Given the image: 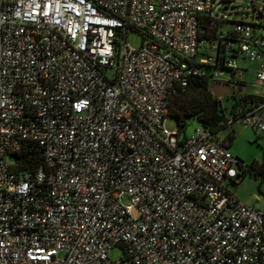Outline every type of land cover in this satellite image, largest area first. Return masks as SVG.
<instances>
[{
    "label": "built area",
    "instance_id": "built-area-1",
    "mask_svg": "<svg viewBox=\"0 0 264 264\" xmlns=\"http://www.w3.org/2000/svg\"><path fill=\"white\" fill-rule=\"evenodd\" d=\"M212 1L0 0V264H264L222 131L164 124L204 78L251 97L227 126L264 131L237 62L264 87V23Z\"/></svg>",
    "mask_w": 264,
    "mask_h": 264
},
{
    "label": "rangeland",
    "instance_id": "rangeland-1",
    "mask_svg": "<svg viewBox=\"0 0 264 264\" xmlns=\"http://www.w3.org/2000/svg\"><path fill=\"white\" fill-rule=\"evenodd\" d=\"M213 9L218 15L224 16L228 20H244L248 22H262L264 23V0H213ZM127 42L134 48L140 47L142 43V35L139 32L133 31L127 35ZM238 64L248 67L244 75L243 86L239 87V91L252 93L256 95L264 94V87L256 84L255 74L253 69L255 67L251 62L242 58L238 59ZM235 90L237 87H233ZM231 94L221 99L222 103L231 107L234 104V99ZM165 127L169 131H178L179 136H191L196 130L202 128L201 122L195 117L190 116L186 118L185 127H180L177 123L175 116L168 115L164 121ZM234 139L232 141L231 150L236 152L237 155L246 162L247 167L253 158H262L264 153V131L259 133L255 132L250 126H244L238 123L233 125ZM228 129L221 132V137L224 138ZM260 175L253 171H246L242 178H238V184L235 189L236 195L248 205L254 206L257 209H264V180H260ZM261 181V182H260ZM121 202L125 206L131 205L130 198L123 194ZM138 209L132 207L131 215L138 216ZM123 256V250L119 246H115L109 251V257L112 260H118Z\"/></svg>",
    "mask_w": 264,
    "mask_h": 264
},
{
    "label": "trees",
    "instance_id": "trees-1",
    "mask_svg": "<svg viewBox=\"0 0 264 264\" xmlns=\"http://www.w3.org/2000/svg\"><path fill=\"white\" fill-rule=\"evenodd\" d=\"M251 97H241L228 108L222 100L213 94L206 79L192 80L189 86L175 98L169 115L175 116L180 127H185L186 118L195 116L203 127L213 131H223L230 129L225 121L230 115L236 116L241 113ZM227 137L233 138V131L228 132ZM241 166V165H240ZM242 178L246 171H253L260 175V180H264V154L261 160H253L245 166H241ZM238 182H236L237 184Z\"/></svg>",
    "mask_w": 264,
    "mask_h": 264
},
{
    "label": "crops",
    "instance_id": "crops-1",
    "mask_svg": "<svg viewBox=\"0 0 264 264\" xmlns=\"http://www.w3.org/2000/svg\"><path fill=\"white\" fill-rule=\"evenodd\" d=\"M238 124H240V123H238ZM241 125H244V124H241ZM244 126H247V125H244ZM230 131H233V135H234V127L232 126L230 129H228V132H230ZM228 132H227V134H228ZM227 134H226V136L224 137V139L226 140V142H227V145H228V148H229V150L239 159V164L237 165V170H238V172H239V174L242 172V168L243 167H241V166H245L246 165V162L244 161V160H242L238 155H237V153L236 152H233L232 150H231V145H232V141H233V139H234V137L233 138H228L227 137ZM264 154V153H263ZM263 157V156H262ZM253 160H261V158H253L251 161H253ZM250 161V162H251ZM241 165V166H240ZM238 178H239V175H238V177L236 178V180L235 181H233V182H231V183H229V187L231 188V190L234 192V194L236 195V193H235V189H236V187H237V184H236V182H238ZM261 182V181H260ZM237 196V195H236ZM237 198H239L238 196H237ZM240 199V198H239ZM241 200V199H240ZM242 201V200H241ZM247 204V203H246ZM260 210H264V209H260Z\"/></svg>",
    "mask_w": 264,
    "mask_h": 264
},
{
    "label": "water",
    "instance_id": "water-1",
    "mask_svg": "<svg viewBox=\"0 0 264 264\" xmlns=\"http://www.w3.org/2000/svg\"><path fill=\"white\" fill-rule=\"evenodd\" d=\"M201 30H204V28L202 27ZM210 90L217 97H222L223 95L231 91V87L227 83L215 81L211 84Z\"/></svg>",
    "mask_w": 264,
    "mask_h": 264
},
{
    "label": "flooded vegetation",
    "instance_id": "flooded-vegetation-1",
    "mask_svg": "<svg viewBox=\"0 0 264 264\" xmlns=\"http://www.w3.org/2000/svg\"><path fill=\"white\" fill-rule=\"evenodd\" d=\"M229 94H231V95L233 96L232 99L235 100L234 103H235V102H238V100H239L240 97H241V95H240L239 93H236V90H235L233 87H231V91L228 92V93H226L225 95H223V96L221 97V99L225 98V97H226L227 95H229Z\"/></svg>",
    "mask_w": 264,
    "mask_h": 264
}]
</instances>
